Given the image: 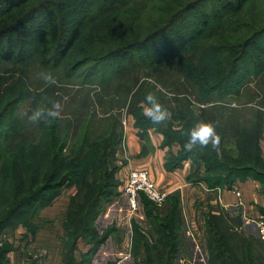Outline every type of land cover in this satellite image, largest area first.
<instances>
[{
  "label": "trees",
  "instance_id": "trees-1",
  "mask_svg": "<svg viewBox=\"0 0 264 264\" xmlns=\"http://www.w3.org/2000/svg\"><path fill=\"white\" fill-rule=\"evenodd\" d=\"M30 1L0 0V16H2L0 29L3 30L0 31V36H7L10 32L22 27L20 24L26 11L25 6ZM107 1L103 0V3ZM206 1L209 0H177L174 7L170 5L162 7V10H170L164 18L162 17L164 19L162 27L159 26L139 41H131L119 46L112 53H106L108 50H105L106 47L101 42L97 43L98 46L83 49L81 41L84 42L85 38L83 39L81 33L82 17L74 20L70 25L71 28L66 32V29L61 26L57 12L50 7L47 8L46 5L42 6H46L44 10L48 18V29L24 30L23 35L26 39H36L40 43L42 46L40 62L44 69L53 72L62 69H50L52 66L49 68L51 46L58 43L61 52L59 56L63 58L74 52L78 45V51L81 54L74 59L75 64L71 71L67 68L70 72L65 75L72 79L73 71H77L83 65L91 62H108L114 56L113 53L124 54L128 50L144 46L155 38H162L166 42L171 39L175 48L181 51L178 56L188 57L185 54L189 49L187 46L203 35L209 25L208 14L202 19L192 15L191 12ZM249 1L222 0L218 10L238 13ZM45 2L47 3V0L43 4H46ZM134 3L142 4L139 0H135ZM128 4L126 9L130 8ZM188 24L199 25L191 30H184L181 27L188 28ZM133 29L135 32L139 30L137 27ZM262 37H264V25L257 28L244 43L229 44L231 41L224 36L218 38L219 40L215 43L207 44L206 42V47H209L208 49H211L214 54L212 60L221 54L222 49H226L229 57H233V60L230 58V60H221L224 65L220 66V61L216 60H214L216 62L206 63V56L203 53L207 49L201 51L205 44L201 43L196 47L197 50L192 51V55L197 51H200V55L194 58L190 66H184L183 75L189 78L190 85L196 86L198 90L197 93L185 90L187 106L184 109L186 115L181 116L183 125L175 128L173 123L169 125V128H165L157 123L152 124L156 131L164 134L166 145H172L175 142L181 145L178 156L170 155L167 161L169 168L177 167L183 160L190 158L203 168V176L193 175L190 178L195 181H205L210 189L225 186L229 188L237 181L252 177L261 183V192L264 194V158L261 148V139L264 135L262 108L258 106L257 109H253L252 115H247L244 113L245 110L240 109L245 108L246 104L235 107L232 102L226 103L212 97L216 92H220L219 90L231 88L236 84L235 74L243 69L240 62L248 55L246 47L252 45L261 49L262 47L258 44ZM103 50L106 55H103ZM1 54L7 61L25 62L24 58L13 50L4 51ZM255 55L257 62H261L264 58V52ZM95 66L91 68L92 75L95 74L93 70ZM115 75H122V73L117 72ZM104 79L106 75L102 81ZM138 81L139 77L134 76L131 87L121 85L125 87L122 90L125 92V97H122L124 103L130 93L132 95L130 105L135 96L138 97L137 102L142 99L141 91L137 90L138 88L134 91V87L139 84ZM4 84L6 79L0 76V235L7 227L20 222L16 220L36 202H40L39 206H45L58 196L64 187L73 184L76 185V190L70 196L68 205V220L65 225L68 243L64 251V263L92 264L99 246L106 241L112 231L107 230L101 236L94 225L104 205L112 201V197L117 194L115 189L120 184L116 177L122 167V164L118 163V152L121 151L125 139L121 117L115 114L106 132L99 136L94 135V140L90 133L92 119L85 116V109L89 106V102L83 103L81 108L77 107L78 110L81 109L80 111L74 110L69 114L66 112V116L64 114L62 116L58 109L56 116L26 123V120L17 117V112L22 102L29 97L30 87L23 78L16 83L5 86ZM150 92L157 94L154 87L150 88ZM37 96L38 99L42 98L40 93ZM38 99L34 102V106L56 110L52 103L48 104L47 101H42L38 105ZM195 102L201 105L199 115H195L193 111ZM181 104L180 109L183 110ZM200 121L214 126L216 142H221L222 149L216 142L211 141L207 145L197 144L191 150L185 147L189 139L188 133ZM147 130L149 128L140 131ZM72 136L76 142L71 152L66 154ZM225 144L232 145L227 147ZM151 204L155 206L156 212L159 210V215L157 216L152 210L148 212L153 229L152 227L151 230L135 229V263L172 264L180 245L184 243L180 199L171 194L163 207ZM261 212L264 215V207L261 208ZM205 230L209 264H264V245L257 242L255 238L245 235L239 218H230L223 212L211 214ZM235 237L239 238L236 247L231 243V239ZM81 240L86 241L90 249L81 252L79 258L76 252ZM7 263L10 264L8 258ZM105 264L115 263L108 261Z\"/></svg>",
  "mask_w": 264,
  "mask_h": 264
},
{
  "label": "rangeland",
  "instance_id": "rangeland-1",
  "mask_svg": "<svg viewBox=\"0 0 264 264\" xmlns=\"http://www.w3.org/2000/svg\"><path fill=\"white\" fill-rule=\"evenodd\" d=\"M44 1L31 0L28 2L25 6L26 11L20 24L22 27L14 32H10L7 36H0V76L6 79L4 86L16 83L23 78L30 87L29 97L22 102L17 112V117L26 120V123L32 121L29 119L32 112L42 107L34 106V102L38 99V93L42 95V98L38 99V105L42 101H47L48 104L52 103L53 106L59 104V113L62 116L63 114L66 116V112L69 114L74 110H78L83 103L89 102V106L85 109V116L88 119H92L90 133L93 140L94 135L99 136L106 132L110 126L109 123L112 122L111 118L115 114L121 117L125 137L129 127H134L138 130L147 128L154 129L152 127L153 122L144 114V107L146 106L144 103L145 96L147 93H151V87H154L155 93H157L155 96L158 98L159 104L168 113L167 117L157 124L165 128H169V125L173 123L175 128L182 126L184 121L181 116L186 115L184 109L187 106L185 99L187 94L185 90H189L192 93H197L198 90L196 86L193 87L190 85L191 81L189 78L183 75L184 66H190L194 58L200 55V51H197L193 55L192 51L197 50L196 47L200 46L201 43H215L222 36L231 41L229 44L232 45H237L240 42L244 43L257 28L264 25V0H250L243 10L238 13H231L229 11L220 12L218 7L222 0H209L202 2L191 12L192 15L202 19L208 14L209 25L203 35L194 40L190 46H187L190 49H187L185 52L188 57L185 55L178 56L181 54V51L177 47L175 48L171 39L166 42L162 38H155L142 47L129 48L131 50H128L124 54L113 53L114 56L108 62H91L90 64L83 65L77 71H73L74 75L71 79L65 77V75L69 74L75 64L74 59L81 54L78 51V45L74 52L63 58L59 56L61 52L59 51L58 43L51 46L48 59L49 68L52 66L50 69H62L53 72L49 69H44L40 62L42 51L40 43L36 39H26V36L23 35L24 30L37 28L48 29V18L44 10L46 6L57 12L61 26L63 29H66V32L71 28L70 25L74 20L82 17L81 33L83 39L85 38L84 42L81 41V47L83 49L98 46L97 43L101 42L105 45V50H108L106 53H112L119 46L131 41H139V39L155 31L159 26L162 27L165 14L170 11L162 10V7L169 5L174 7L177 0H139L142 2L140 5L135 4V0H108L106 3H103V0H47V3L45 2L46 4H43ZM128 3L133 4L130 5ZM127 4L130 7L129 9H126ZM42 5L46 6L44 7ZM199 22L203 23L201 20ZM196 25L199 24H188V28L181 27L184 30H191ZM133 27H137L139 30L135 32ZM0 31L3 30L0 29ZM207 44L203 45L201 49V51L207 49L203 53L206 56V63L220 61V66L224 65V62L221 60H233V57H229L226 49L221 50V54L214 59L216 61L212 60L211 58L214 54L211 49H208L209 47H206ZM258 46L262 48H255L252 45L246 47L248 55L240 62V66H243V69L235 74L237 78L236 84L231 88L219 90L220 92H216L212 96L214 99L222 100L226 103L232 102V105L235 107L239 105L242 107V105L246 104L245 108L240 109L242 111L245 110L244 113L247 115H252L253 109H257L258 106L264 112V58L261 59V62H257L255 55L264 52V37L259 40ZM7 50H13L19 53L25 62L16 63L7 61L1 54ZM105 50H103V55H106ZM93 65H96L93 69L95 70L94 75L91 72ZM227 65L230 66V64ZM67 68H70V71ZM209 68L212 69L210 66ZM45 72L52 74L54 83L43 79ZM117 72L122 73V75L116 76L115 74ZM104 75H106V79L102 81ZM134 76L139 77L138 82L141 84L140 86L137 84L134 87V91L138 88L137 90L141 91L142 99L137 102L138 97L135 96L130 105L132 95L130 93L128 98H126V103H124L122 97H125V92L122 90L125 87H121V85L131 87ZM180 104L183 110L180 109ZM200 106L199 103L195 102L193 108L195 115L201 113ZM220 115L224 114L220 113ZM75 142L76 140L72 136L66 149V154L71 152ZM216 143L222 149L221 142ZM225 145L230 147L232 144ZM174 148L176 152L173 155L176 157L180 154L181 148L178 146H174ZM118 159V163L122 164L123 167L127 160L124 147L118 152ZM198 165L200 164L198 163ZM119 172L120 170L117 172L116 177L120 184L115 189L117 194L112 197V201H119L117 218L113 217L111 221L106 222L100 219L102 211L94 225L101 236L107 230H112L111 234L113 238H116L117 243L125 237L124 231L121 229L122 225L125 228H131L133 231L136 228L151 230V227L153 229V224L148 218V212L152 210L157 216L159 215V210L156 212L155 206L147 199H143L141 209L134 216H128L127 204L122 201L123 188L120 186L122 179L118 177ZM75 190L76 185L70 184L64 187L61 193L51 200L49 204L39 206L40 202H36L33 207L25 210L16 220L20 222L4 229V232L0 235V262L2 264H8V258L10 264H12L10 256L13 252L11 251L18 246L19 248L24 247L25 250L29 248V235L27 239L24 238L22 236L23 232H17V228L21 226L25 227L31 234L35 235L43 227L57 229V232L60 231L59 228L66 227L70 196ZM119 207L121 208L120 211ZM119 212H121V217ZM234 230L237 231L236 229ZM66 233L65 229L64 234L61 236L58 235L60 236L58 237L60 238L59 240H62L64 243V251H66L68 243ZM133 237V243L129 248L130 257L127 259V263L126 261H118L117 256L112 260L109 259V261H113L115 264H136V256L134 253L135 234H133ZM256 240L264 245V242H260L258 239ZM238 241L239 238L237 237L231 239V243L235 247ZM81 244L85 252L90 249L86 246L88 244L86 241L81 240ZM189 248L190 246L187 245V248L184 249V255L181 257H186L187 259L188 257L193 258ZM258 251L261 252L259 249ZM81 252L84 251H80L78 247V251L76 252L77 257H81ZM122 253L125 257V252L123 251ZM95 262L96 264H102L100 260H96ZM32 263V259L28 260V264Z\"/></svg>",
  "mask_w": 264,
  "mask_h": 264
},
{
  "label": "crops",
  "instance_id": "crops-1",
  "mask_svg": "<svg viewBox=\"0 0 264 264\" xmlns=\"http://www.w3.org/2000/svg\"><path fill=\"white\" fill-rule=\"evenodd\" d=\"M124 144L127 160L118 173V177L122 179L121 188L125 185L132 169L144 168L148 170L151 179L158 186L172 190V194L180 199L184 243L180 245L172 264H209L205 229L211 214L223 212L230 218H239L245 235L258 238L255 220L264 216L261 212V208L264 207V194L261 192L258 180L249 177L236 182L242 194L241 198L232 188L210 189L205 181H195L190 178L193 175L203 176L202 166L192 159L183 160L177 167L169 168L167 166L170 155L176 152L174 146L179 148L181 146L178 142L166 145L164 134L155 129L143 132L129 127ZM261 148L264 158V135L261 139ZM118 204L119 201L116 200L105 204L100 219L109 222L113 217L117 218ZM120 209L119 207V211ZM119 213L121 216V212ZM121 229L124 231L125 237L123 235L124 238L117 243L116 238L110 234L98 248L92 264H96V260L105 264L116 256L118 261L127 263V259L130 257L129 236L134 238V231L123 227V225ZM16 230L23 232L22 236L26 239L29 235L30 244L26 250L24 247L19 248L18 246L11 251L13 252L11 255L13 257L10 256L12 264H28L30 259L33 260L32 264H65L64 243L58 238L65 233V227L59 228V232L57 229L43 227L35 235L22 226ZM189 232L195 236V240L190 239ZM131 242L133 243V239ZM187 245L190 246L189 251L193 258L181 257L184 255ZM86 246L90 248L89 244ZM79 249L85 252L81 241ZM18 252L20 253L18 254ZM186 253L188 254V252Z\"/></svg>",
  "mask_w": 264,
  "mask_h": 264
},
{
  "label": "built area",
  "instance_id": "built-area-1",
  "mask_svg": "<svg viewBox=\"0 0 264 264\" xmlns=\"http://www.w3.org/2000/svg\"><path fill=\"white\" fill-rule=\"evenodd\" d=\"M125 149V144L123 143ZM227 187V186H225ZM228 188V187H227ZM232 188L236 195L241 198L242 194L236 182L233 184ZM220 190V188H218ZM172 190L164 189L158 186L150 177L148 170L144 168L132 169L128 175L127 181L122 189V201L127 204L128 216H134L143 204V199L151 201L157 207H163L167 203ZM121 210V209H120ZM121 217V216H120ZM118 217V218H120ZM255 225L257 229V239L264 242V216H261L255 220ZM131 229V228H129ZM190 239L195 240V236L189 232ZM129 243L132 244V236H129Z\"/></svg>",
  "mask_w": 264,
  "mask_h": 264
},
{
  "label": "clouds",
  "instance_id": "clouds-1",
  "mask_svg": "<svg viewBox=\"0 0 264 264\" xmlns=\"http://www.w3.org/2000/svg\"><path fill=\"white\" fill-rule=\"evenodd\" d=\"M43 79L49 82H55L52 74L50 72H45L43 74ZM144 103V114L148 117L153 123H159L164 120L168 113L158 102V98L153 93H147L145 96ZM54 109H47L40 107L32 112L29 116V119L32 121H37L48 116L58 115L59 104L54 105ZM189 139L186 142L185 147L188 150H191L195 145H207L210 141L215 143L217 136L215 133L214 126L210 123L199 122L195 127H193L188 133Z\"/></svg>",
  "mask_w": 264,
  "mask_h": 264
}]
</instances>
